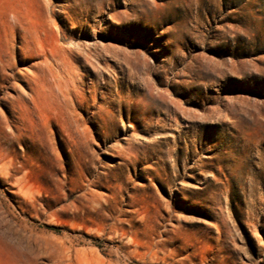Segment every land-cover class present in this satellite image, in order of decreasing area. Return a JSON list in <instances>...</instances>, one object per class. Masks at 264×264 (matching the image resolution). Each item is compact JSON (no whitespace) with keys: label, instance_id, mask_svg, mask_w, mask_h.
Masks as SVG:
<instances>
[{"label":"rangeland","instance_id":"rangeland-1","mask_svg":"<svg viewBox=\"0 0 264 264\" xmlns=\"http://www.w3.org/2000/svg\"><path fill=\"white\" fill-rule=\"evenodd\" d=\"M17 23L77 55L62 77L88 104L11 136L4 98L28 89L0 70V264H264V0H0L14 73L40 61L18 62ZM148 82V130L99 110Z\"/></svg>","mask_w":264,"mask_h":264},{"label":"bare ground","instance_id":"bare-ground-1","mask_svg":"<svg viewBox=\"0 0 264 264\" xmlns=\"http://www.w3.org/2000/svg\"><path fill=\"white\" fill-rule=\"evenodd\" d=\"M15 20L18 21L16 17ZM16 28L17 31L15 33L13 32V36L16 37V39L19 38L21 43V45L19 46L20 58H18V62L24 65L25 63L33 61L35 59H40V61L32 63V65L30 66L32 71L30 72L19 71L18 73H14L11 70V65L15 63L14 54L10 50H8V47L6 46L5 49H7L8 51L5 49H2L0 51V70H3V72L6 70H10V72H5V79L7 80V82L16 83L17 81L21 80L22 82H24V86H26V88L28 89V91H26L25 93L26 98L28 99V105H25V103L22 101V98L19 99V105H17L15 103L16 101H14V99H12V97L10 96L4 98V100L8 103V116L6 117V121L9 124V127L14 128L9 130V134L11 136L17 135V130L19 128L17 125V123H19L18 120H21L20 118H22V116H24L29 111H33L41 115L44 113V109L47 108L48 104H56L59 106L66 104L68 102L69 95L72 96L74 105H77V103H83L84 101L88 104V100H79L77 98V95L73 94L71 90H69V88L67 87V83L63 81L64 78L62 77V74L67 72L69 68H77V55H75L72 50H69V53L65 54L58 47L47 49L45 45L47 37H42L40 31H31L30 29L23 27L20 23H17ZM16 33L19 36H16ZM61 38H65V36L57 35L56 33L54 34V39H56V41ZM150 67L151 64L148 63L147 71L145 70V73L148 72ZM142 77L145 78V76ZM146 77L148 78V76ZM144 80L148 81L149 78L148 80ZM174 84H171L167 77H161V80L158 82V85L162 86L179 85L181 87L188 88V83L186 81H177L176 85ZM119 86L120 85H118V89H116L115 92H113L110 87L105 86L107 93L104 97H102L103 104L99 107V110L106 114V119L108 117V119L112 120L113 122L117 121L116 115L122 116L124 113H126L127 118L132 121V123L129 124V126L132 128V136L136 135L139 132L141 126H143V128L141 129L142 131L148 130L150 128V125H153L151 123V120L155 111L157 110V107L152 103V100L155 99V96L151 91L155 88V84L153 82H148V93H128V95H122V90ZM161 92H159L160 98L166 100L169 99V103L173 102L172 98H169L170 96L167 95L166 90L163 93ZM92 99H95V95L92 96ZM170 114L173 113L170 112ZM171 116L172 119L176 122L177 114H173ZM105 118L103 117L104 123L106 122ZM107 137L111 136L108 135ZM128 153H131V155L133 154V157L135 159L138 158V151L129 149ZM143 161L146 162L147 157H145Z\"/></svg>","mask_w":264,"mask_h":264}]
</instances>
